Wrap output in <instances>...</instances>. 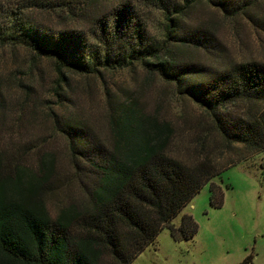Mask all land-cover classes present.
Returning <instances> with one entry per match:
<instances>
[{
	"label": "rangeland",
	"instance_id": "rangeland-1",
	"mask_svg": "<svg viewBox=\"0 0 264 264\" xmlns=\"http://www.w3.org/2000/svg\"><path fill=\"white\" fill-rule=\"evenodd\" d=\"M18 1L0 0L4 32L15 28L7 12ZM83 1L71 8L30 9L25 17L46 31L75 29L90 38L99 20L129 2L150 37H164L165 13L147 0ZM181 27L185 34L209 39L177 51L182 64L197 69L190 74V82L209 89L240 64H264V0L236 14L198 0L186 10ZM126 104L145 117L170 124L169 156L187 165L209 159L223 168L173 221L179 225L185 214H191L198 224L196 235L176 240L164 228L132 264H264V151L254 152L240 142L227 147L211 112L191 95L180 93L174 83L149 73L141 62L90 73L64 68L62 75L55 58L0 40L2 172L44 177L37 199L53 218L65 209L81 210L89 202L95 174L86 161L72 156L59 123L85 127L90 140L97 138L110 149L115 140L114 118ZM251 106L243 101L232 103L219 114L224 121H238L250 116ZM212 184L222 190L220 205L212 201Z\"/></svg>",
	"mask_w": 264,
	"mask_h": 264
},
{
	"label": "trees",
	"instance_id": "trees-1",
	"mask_svg": "<svg viewBox=\"0 0 264 264\" xmlns=\"http://www.w3.org/2000/svg\"><path fill=\"white\" fill-rule=\"evenodd\" d=\"M147 1L165 13L162 40L150 37L129 2L99 20L90 38L75 29L46 31L25 17L30 9L71 8L83 0H19L7 12L15 28L4 32L0 27V40L55 58L62 75L64 68L90 73L141 62L149 73L174 83L180 93L191 95L211 112L227 147L240 142L254 152L264 151V64H240L209 89L190 82L197 69L182 64L177 51L209 40L182 32L183 16L198 0ZM204 1L236 14L257 0ZM241 101L253 104V109L248 107L250 116L221 119L220 109ZM113 122L115 140L110 149L97 138L90 140L85 127L59 123L72 156L86 161L95 174L89 202L81 210L72 207L53 218L37 199L45 178L30 179L18 171L5 175L0 162V264H132L164 228L176 240L196 235L198 224L191 214H185L179 225L173 221L223 168L209 159L187 165L169 156L170 124L145 117L132 105H124ZM211 193L213 203L220 205L219 186L212 184Z\"/></svg>",
	"mask_w": 264,
	"mask_h": 264
}]
</instances>
